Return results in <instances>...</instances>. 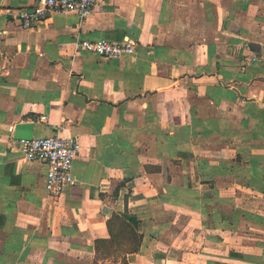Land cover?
I'll list each match as a JSON object with an SVG mask.
<instances>
[{"label": "crops", "instance_id": "1", "mask_svg": "<svg viewBox=\"0 0 264 264\" xmlns=\"http://www.w3.org/2000/svg\"><path fill=\"white\" fill-rule=\"evenodd\" d=\"M0 0V264H124L97 239L129 213L125 264H264V0H102L82 22ZM130 40L112 59L83 40ZM78 137L76 185L15 137Z\"/></svg>", "mask_w": 264, "mask_h": 264}, {"label": "built area", "instance_id": "2", "mask_svg": "<svg viewBox=\"0 0 264 264\" xmlns=\"http://www.w3.org/2000/svg\"><path fill=\"white\" fill-rule=\"evenodd\" d=\"M102 0H38L34 12L23 10L24 28H33L50 12L75 13L82 22L89 20ZM79 47L103 57L119 59L135 53L130 40L117 43L108 39L83 40ZM24 143V156L29 161H41L48 165L46 186L51 196H59L76 185L73 176L74 162L80 155L82 144L78 137L51 136L33 138Z\"/></svg>", "mask_w": 264, "mask_h": 264}, {"label": "trees", "instance_id": "3", "mask_svg": "<svg viewBox=\"0 0 264 264\" xmlns=\"http://www.w3.org/2000/svg\"><path fill=\"white\" fill-rule=\"evenodd\" d=\"M140 221L136 216L131 214H115L108 221L110 238L97 239L96 249L100 255L105 257H120L123 256L124 264L127 263V253L139 251L142 244V235L139 234L138 228Z\"/></svg>", "mask_w": 264, "mask_h": 264}, {"label": "water", "instance_id": "4", "mask_svg": "<svg viewBox=\"0 0 264 264\" xmlns=\"http://www.w3.org/2000/svg\"><path fill=\"white\" fill-rule=\"evenodd\" d=\"M34 123H21L14 129L15 137L19 140L29 141L34 138Z\"/></svg>", "mask_w": 264, "mask_h": 264}]
</instances>
